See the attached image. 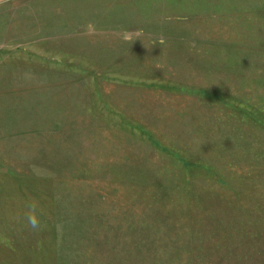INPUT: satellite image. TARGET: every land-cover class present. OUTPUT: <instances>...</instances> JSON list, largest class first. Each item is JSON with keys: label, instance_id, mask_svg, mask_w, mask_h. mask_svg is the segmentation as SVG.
Returning a JSON list of instances; mask_svg holds the SVG:
<instances>
[{"label": "rangeland", "instance_id": "374dc122", "mask_svg": "<svg viewBox=\"0 0 264 264\" xmlns=\"http://www.w3.org/2000/svg\"><path fill=\"white\" fill-rule=\"evenodd\" d=\"M0 264H264V0H0Z\"/></svg>", "mask_w": 264, "mask_h": 264}, {"label": "clouds", "instance_id": "9594fccd", "mask_svg": "<svg viewBox=\"0 0 264 264\" xmlns=\"http://www.w3.org/2000/svg\"><path fill=\"white\" fill-rule=\"evenodd\" d=\"M26 207L27 211L23 217L26 227L31 229L33 232H39L43 226L42 216L44 215V210L42 209L39 201H37L35 198H30ZM55 227L57 233L62 234L63 224L57 223Z\"/></svg>", "mask_w": 264, "mask_h": 264}]
</instances>
